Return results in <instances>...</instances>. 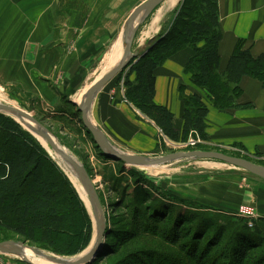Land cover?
<instances>
[{"label": "crops", "instance_id": "obj_1", "mask_svg": "<svg viewBox=\"0 0 264 264\" xmlns=\"http://www.w3.org/2000/svg\"><path fill=\"white\" fill-rule=\"evenodd\" d=\"M139 1L40 0L34 4L38 17L30 40L29 4L0 0V22L4 21L0 25V80L51 113L63 104L64 95L77 103L76 98L103 76L106 69H101L114 50L124 45L121 39L115 41L123 34L126 15L133 13ZM218 4L223 33L219 70L224 72L240 41L255 57L264 54V0H218ZM192 54L191 48L182 49L156 70L155 102L174 113V125L181 131L185 112L181 87L186 94L202 95L209 107L206 143L264 157L263 83L244 77L237 103L251 105L218 110L185 69ZM129 70H124L121 81L112 79L98 93L90 111L92 122L122 152L149 157L163 154V140L167 146L178 142L164 136L153 120L128 101L123 78ZM94 72L98 74L90 78Z\"/></svg>", "mask_w": 264, "mask_h": 264}, {"label": "trees", "instance_id": "obj_2", "mask_svg": "<svg viewBox=\"0 0 264 264\" xmlns=\"http://www.w3.org/2000/svg\"><path fill=\"white\" fill-rule=\"evenodd\" d=\"M189 1L191 0H183L181 6L184 7ZM188 17L186 22L180 18L182 25L176 19L172 28L163 27L161 33L155 37L156 40L149 43L146 51L143 50L146 53L144 52L139 60L131 62L123 83L128 101L153 120L168 139L184 143L192 135L193 138L199 137L202 142H207L206 118L209 107L203 96L186 94L184 86L181 87L180 98L184 103L185 112L183 128L178 130L174 125V113L155 102L156 70L178 51L191 48L193 54L185 69L192 75L193 83L207 92L208 99L218 110L242 109L251 104L237 103L242 94L240 82L244 77H252L260 80L264 86V54L255 57L250 48H246L244 42L240 41L228 61L226 70L220 72L219 46L223 33L220 27L218 0H197L194 13ZM123 72L115 78L121 81ZM132 74H135L134 79H130ZM62 99L63 104L57 106L58 110L48 115L58 121H81L77 103L71 101L67 95ZM78 130L80 136H89L94 147L101 150L82 122ZM202 142L185 149L219 150L203 145ZM43 146L13 117L0 113V241L11 234L59 255H77L91 242L92 220L74 184ZM162 147L170 149L164 140ZM221 151L241 156V152L223 149ZM105 156L103 157H109ZM121 164L125 165L122 161ZM132 174L139 178L137 173ZM139 189L145 190L144 186ZM138 219L134 226L140 231L148 229L151 232L160 226V221L150 214H144ZM259 220L264 224V218ZM149 225L153 229H150ZM217 230L218 233L226 232L222 226H218ZM174 232L181 238L180 242L185 238L182 237L186 232L183 229L172 230L169 236H173ZM110 237L118 236L110 233L108 238ZM253 238L264 243V229L238 224L233 234L234 240L230 248L228 247L229 252L224 253L226 264H245L250 256L248 246ZM202 255L203 252L192 242L189 249H186L185 257L180 258L178 262L170 257L156 261L157 264H186L184 258H189V264H195V261L203 264ZM222 259L221 255L220 260ZM156 261H149L148 264H156ZM213 263L216 264L214 261ZM143 264L147 262L143 260ZM250 264H264V254L262 258L255 259Z\"/></svg>", "mask_w": 264, "mask_h": 264}, {"label": "rangeland", "instance_id": "obj_3", "mask_svg": "<svg viewBox=\"0 0 264 264\" xmlns=\"http://www.w3.org/2000/svg\"><path fill=\"white\" fill-rule=\"evenodd\" d=\"M145 1H139V5ZM196 1L191 0L182 7L183 0H165L139 29L134 40L133 51H143L148 48L151 39L158 36L162 29L172 28L176 19L180 21L181 18L184 22L188 21V16L194 13ZM25 2L30 6V15L27 20L30 22L29 36L32 40L38 17L35 14L34 4H38L40 0H25ZM139 5H135L134 8L136 9ZM130 15H126L125 24ZM15 18L16 16H13V20ZM3 23L4 21L0 22V25ZM180 23L183 24L181 21ZM119 39L123 41V34L115 42ZM96 74L98 72H94L90 78ZM199 89L205 91L200 87ZM19 93L20 90L18 92L15 87L6 85L0 80V103L18 106L39 120L54 134L52 138L67 151L68 155L84 164L97 187L105 212L106 231L100 250L91 261L85 264H129L130 262L143 264V260L148 264L149 261L153 263L152 261L155 262L164 257H170L178 262L180 258L185 257L186 249H189L192 242L203 252L201 257L203 264H215L213 261L216 264H226L227 259L224 253L229 252L238 224L264 229V224L259 220L264 218L263 178L216 160L185 159L158 165L153 170L147 168L144 171L134 166L121 164V161L116 158L103 153L102 150H97L89 136H80L78 128L81 122L83 123L82 119L81 121L76 119L73 122L58 121L48 115L51 112L46 111L41 103L31 100L24 92L21 95ZM83 134L86 135V132L83 131ZM35 138L43 146L42 141ZM202 144L213 147L206 141ZM168 147L170 149L164 148L163 154L152 157L183 149L171 142L168 143ZM216 148L222 150L219 147ZM45 149L51 155L49 150ZM228 150L241 152L243 158L247 157L249 160L264 165V157H254L237 149ZM51 157L70 177L67 172L68 167L63 164L64 162L62 160L63 163L59 162L53 155ZM134 172L139 178H135L132 174ZM79 183V185L74 183V186L90 215L94 236L96 233L95 211L81 181ZM141 186H144L145 190H140ZM79 187L86 196V200L83 199ZM144 214H150L158 219L160 226L151 232L148 229H142V231L136 229L134 225ZM218 226L225 227L226 232L218 233ZM149 228L153 229L151 225ZM177 229L186 231L182 234L185 238L181 242V238L175 232L173 236H169L170 231H177ZM110 233H115L118 237L108 238ZM5 240L23 241L11 234L2 241ZM91 242L82 252L73 255L72 258L80 257L88 252ZM26 243L44 250L48 255H59L39 245ZM248 247L250 256L245 264L262 258L264 243L253 238ZM221 255L222 260H220ZM23 258L0 252V264H30ZM184 261L186 264L190 263L189 258H184ZM194 263L199 264L198 261Z\"/></svg>", "mask_w": 264, "mask_h": 264}, {"label": "water", "instance_id": "obj_4", "mask_svg": "<svg viewBox=\"0 0 264 264\" xmlns=\"http://www.w3.org/2000/svg\"><path fill=\"white\" fill-rule=\"evenodd\" d=\"M165 0H146L141 5H139L133 13L129 16L123 32V41L125 45L123 58L120 64L109 71L106 75L102 77L97 83H95L83 96L82 102L78 103V108L81 112V119L83 121V125L87 128V130L92 134L93 140L96 142L98 147L103 151V153L116 158L119 161L124 162L126 165L138 167V166H155V165H165L167 163H172L175 161L185 160V159H203V160H216L226 164H230L235 167L242 168L251 174L261 177L264 179V165L258 164L252 160L229 155L221 150H200V149H191L185 150L180 149L177 152H171L168 154H164L158 157H149L140 154H131L125 153L117 149L107 138V136L103 133L101 129H99L89 118V113L91 111L94 100L96 99L98 93L101 89L109 83L112 79H114L119 73L123 72L125 69L130 67L132 61L139 60L142 55H138L133 52V44L137 33L141 26L153 15V13L160 7V5ZM141 16V17H140ZM140 18L138 24L136 22ZM156 39H151V41H155ZM146 53V52H145ZM10 111L13 115L17 114L18 116H23L34 121L38 126L39 130L38 135L44 138L53 150L59 153L67 163L75 170L77 175L79 176L82 184L86 190L88 197L90 198L92 205L95 211L94 222L96 224V233L97 240L93 250L82 260L68 263L62 258L63 255H48L44 250H41L35 246L29 245L25 241H15V240H5L0 241V252L10 253L15 255H24V249H30L35 253H39L40 255L46 257L49 260L57 262L59 264H85L92 260V258L96 255V253L100 250L103 238L105 236L106 231V219L105 212L103 209V205L95 185L94 180L90 176L88 170L84 166V164L80 160H75L70 157L66 152H64L52 139L54 136L39 120L32 116H28L23 111H20L17 108L8 106V105H0V112ZM16 119V118H15ZM56 138V137H55ZM72 182V181H71ZM52 254V253H50ZM61 256V257H60ZM25 262L31 263L28 259Z\"/></svg>", "mask_w": 264, "mask_h": 264}, {"label": "bare ground", "instance_id": "obj_5", "mask_svg": "<svg viewBox=\"0 0 264 264\" xmlns=\"http://www.w3.org/2000/svg\"><path fill=\"white\" fill-rule=\"evenodd\" d=\"M141 17V16H140ZM139 20H140V18L137 20V22H136V25L138 24V22H139ZM138 34V33H137ZM125 47V45H123L122 47H118V48H116L115 50H114V52H113V54L110 56V58L107 60V62L103 65V67H102V69H101V71L102 70H105L106 69V71L104 72V73H102L101 75H106L109 71H111L112 69H114V68H116L119 64H120V62L122 61V58H123V51H124V48ZM124 48V49H123ZM147 49V48H146ZM145 50V49H144ZM113 51V50H112ZM146 51V50H145ZM144 51V52H145ZM134 52V51H133ZM137 52H140V53H144L143 51H136V52H134V53H136V54H138V55H140V53H137ZM100 73V72H99ZM100 75V76H101ZM99 76V75H98ZM102 76V77H103ZM102 77L100 78V79H102ZM99 79V80H100ZM99 80H96L90 87H88L86 90H85V92H84V94L95 84V83H97ZM84 94L83 95H79L77 98H76V102L77 103H81L82 102V98H83V96H84ZM0 105H7V104H1L0 103ZM8 106H10V105H8ZM11 107H14V108H17V109H19L20 111H23L24 113H26L28 116H32L31 114H29V113H27L26 111H24V110H22V109H20V108H18V106L16 107L15 105H13V106H11ZM3 113H5V114H8V115H12V113L10 112V111H6V110H4L3 111ZM15 118H16V120L22 125V127L24 128V129H26V130H28V131H30L35 137H37L38 139H40L41 141H42V143H43V145L44 146H46V148L49 150V152L51 153V155H53L54 156V158L55 159H58V161L59 162H62L63 164H65L68 168H67V172H68V174L70 175V180L72 181V183L74 182L76 185H79L80 183H79V181H81L80 180V178H79V176L77 175V173L75 172V170L70 166V164L69 163H67L66 162V160H64V158L59 154V153H57V152H55L54 150H53V148L50 146V144L44 139V138H42L41 136H39L38 135V130H39V126L34 122V121H32L31 119H29V118H27V117H23V116H18L17 114H14L13 115ZM33 117V116H32ZM89 118L91 119V114L89 113ZM92 120V119H91ZM54 137V136H53ZM53 139V138H52ZM53 141L60 147L61 145H59L58 144V142L55 140V139H53ZM64 152H66V154H67V151L64 149V148H62V147H60ZM70 156V155H69ZM70 157H72V156H70ZM72 158H74V157H72ZM75 159V158H74ZM62 160V161H61ZM75 160H77V159H75ZM78 161V160H77ZM61 163V164H62ZM64 165V166H65ZM230 165V164H229ZM156 166H158V165H155V166H138L137 168L138 169H140V170H142V171H144V169H150V170H153ZM232 166V165H231ZM235 167V166H234ZM236 168H239V167H236ZM240 169H242V168H240ZM242 170H244V169H242ZM246 171V170H245ZM248 172V171H247ZM66 173V172H65ZM66 175H67V173H66ZM78 178V179H77ZM79 180V181H78ZM73 183V184H74ZM81 184H82V181H81ZM83 185V184H82ZM84 187V186H83ZM85 189V188H84ZM79 190H80V193H81V195H82V197H83V199L84 200H86V196L84 195V193H83V191H82V189L79 187ZM85 192H86V190H84ZM87 194V193H86ZM87 205H88V202H87ZM94 208V207H93ZM96 240H97V233H94V236H93V238H92V244H91V246H90V250L88 251V252H85V254H83V255H81L80 257H75V258H72L73 256H64L62 259L63 260H65L66 262H68V263H74V262H77V261H80V260H82V259H84L92 250H93V248H94V246H95V243H96ZM15 255V254H14ZM18 257H24L23 259H24V261L26 260V259H28L31 263H33V264H59V263H57V262H54V261H52V260H50L49 261V259H47L46 257H42V255H40L39 253H35V252H33L32 250H30V249H24V255H21V256H19V255H17ZM35 256H39L38 258H36ZM61 257V256H60ZM32 259V260H31ZM53 262V263H52Z\"/></svg>", "mask_w": 264, "mask_h": 264}, {"label": "built area", "instance_id": "obj_6", "mask_svg": "<svg viewBox=\"0 0 264 264\" xmlns=\"http://www.w3.org/2000/svg\"><path fill=\"white\" fill-rule=\"evenodd\" d=\"M199 142H202V140L197 137V138H193L191 137L187 142H178V143H175L176 146H178L179 148H187L189 146H196ZM252 223H250L251 225ZM253 225V224H252Z\"/></svg>", "mask_w": 264, "mask_h": 264}]
</instances>
